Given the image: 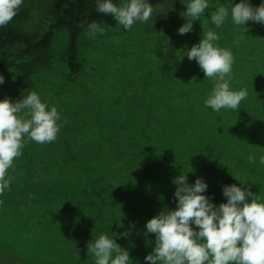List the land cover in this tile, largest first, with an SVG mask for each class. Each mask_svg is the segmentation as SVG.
I'll list each match as a JSON object with an SVG mask.
<instances>
[{"label":"rangeland","instance_id":"1","mask_svg":"<svg viewBox=\"0 0 264 264\" xmlns=\"http://www.w3.org/2000/svg\"><path fill=\"white\" fill-rule=\"evenodd\" d=\"M56 1L23 0L18 10H26V16L11 24L40 34ZM125 2L118 0L117 6ZM148 2L153 12L147 22L136 21L126 30L116 21H102L98 24L105 29L103 34L91 37L81 33V67L75 74L67 61L70 38L66 31L55 33L48 59L28 76L29 83L20 82L23 73L18 66L7 72L0 100L15 102L35 91L49 110L57 108L60 131L51 143L40 144L25 137L22 155L8 170L13 179L0 195V264H95L87 246L104 234L103 218L96 214L88 217L86 207L100 204L87 201L82 188L55 181L56 172L64 174L67 169L57 165L58 159L72 152L85 154L86 144L95 145L100 140L107 144L120 142L121 135L138 138L129 131L147 121L148 111L158 113L162 120V113L176 105L179 94L193 79L196 61L186 54L195 45L194 27L184 35L178 33L187 22L184 12L190 0ZM239 2L226 0L220 5L229 9L221 28L234 57L230 88L248 93L239 109L229 111L240 117V142L246 150L243 156L245 161L249 155L256 157L255 182L264 187V164L260 163L264 156V24L247 21V32L244 26L235 25L230 9ZM247 2L255 8L264 0ZM210 27L216 28L212 21ZM241 35L244 38L237 45ZM113 233L108 237L114 239Z\"/></svg>","mask_w":264,"mask_h":264},{"label":"trees","instance_id":"2","mask_svg":"<svg viewBox=\"0 0 264 264\" xmlns=\"http://www.w3.org/2000/svg\"><path fill=\"white\" fill-rule=\"evenodd\" d=\"M225 1L209 0V8L192 22L195 44L212 30L219 36L214 44L229 49L225 29L210 27L211 13ZM112 2L117 5L118 0ZM97 3L98 0L56 1L45 18L46 29L40 34H30L11 22L0 27V75L5 79L16 65L23 73L20 82L29 83L28 76L48 59L52 39L61 31L69 35L67 61L71 73H77L81 67L80 34L91 22L115 23L111 15L97 11ZM26 14V10H17L13 20L23 19ZM193 68L192 82L179 94L176 105L162 113V120L158 113L148 111L147 121L129 131L138 138L121 135L117 143L102 144L100 140L95 145L86 144L85 154L72 152L57 162L67 169L64 174L56 172L55 181L82 188L87 201L100 204H88L86 214L103 218L102 233L112 237L114 231L115 241L129 253V264H150L145 256L155 247V234L147 232L146 223L162 210L176 208L174 179L181 173L187 174L189 184L202 178L208 185L204 194L217 206L227 202L223 187L232 184L250 188L264 201V187L255 182L256 163L245 161L243 156L246 150L240 142V117L229 109L216 112L205 106L215 81L205 77L197 62ZM190 84L194 87L190 88ZM98 149L102 152H91ZM192 227L196 228L194 224Z\"/></svg>","mask_w":264,"mask_h":264},{"label":"clouds","instance_id":"3","mask_svg":"<svg viewBox=\"0 0 264 264\" xmlns=\"http://www.w3.org/2000/svg\"><path fill=\"white\" fill-rule=\"evenodd\" d=\"M22 3L23 0H0V27L13 20ZM207 8L209 0H190L184 12L187 22L178 33L191 32L192 22ZM97 11L111 15L127 30L136 21L147 22L153 9L148 0H127L120 6L112 0H98ZM230 14L232 22L244 26L243 31L247 32V21L264 24V3L254 8L247 0H240L231 7ZM228 16L229 9L219 6L211 13V21L219 28ZM104 31L98 23L91 22L86 35L94 37ZM243 38L238 36L235 43L238 45ZM218 40L217 33L209 30L186 55L198 63L205 77L215 81L205 106L216 112L237 110L248 93L246 89L230 88L234 57L229 49L214 44ZM3 83L4 77L0 75V84ZM59 120L57 108L52 106L49 110L35 91L15 102L9 98L0 100V195L10 187L13 178L8 176V170L22 155L25 137L40 144L51 143L60 131ZM248 161L254 164L256 157L249 155ZM260 163L264 164V156L260 157ZM174 183L176 208L162 210L146 223L147 232L155 234V247L145 256L146 261L150 264H264V201L250 188L225 185L223 195L227 202L217 206L204 194L208 185L202 178L189 184L187 174L181 173ZM87 253L94 257L95 264H129L130 260L129 253L104 234L88 243Z\"/></svg>","mask_w":264,"mask_h":264}]
</instances>
